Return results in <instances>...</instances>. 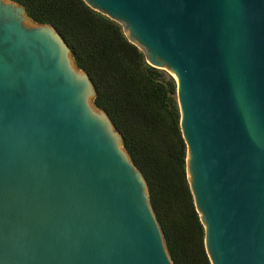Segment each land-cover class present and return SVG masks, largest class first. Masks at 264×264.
Instances as JSON below:
<instances>
[{"label":"water","instance_id":"95a60500","mask_svg":"<svg viewBox=\"0 0 264 264\" xmlns=\"http://www.w3.org/2000/svg\"><path fill=\"white\" fill-rule=\"evenodd\" d=\"M176 81L211 264H264V0H84ZM96 90L51 25L0 0V264H174Z\"/></svg>","mask_w":264,"mask_h":264},{"label":"trees","instance_id":"16d2710c","mask_svg":"<svg viewBox=\"0 0 264 264\" xmlns=\"http://www.w3.org/2000/svg\"><path fill=\"white\" fill-rule=\"evenodd\" d=\"M39 24L56 28L94 84V104L122 135L145 177L150 202L174 264H211L190 189L187 145L175 79L147 63L123 27L84 0H12Z\"/></svg>","mask_w":264,"mask_h":264}]
</instances>
